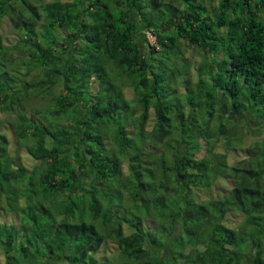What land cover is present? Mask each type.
Masks as SVG:
<instances>
[{
  "label": "trees",
  "instance_id": "obj_1",
  "mask_svg": "<svg viewBox=\"0 0 264 264\" xmlns=\"http://www.w3.org/2000/svg\"><path fill=\"white\" fill-rule=\"evenodd\" d=\"M5 17L0 264H264V0H0Z\"/></svg>",
  "mask_w": 264,
  "mask_h": 264
},
{
  "label": "rangeland",
  "instance_id": "obj_2",
  "mask_svg": "<svg viewBox=\"0 0 264 264\" xmlns=\"http://www.w3.org/2000/svg\"><path fill=\"white\" fill-rule=\"evenodd\" d=\"M2 20L3 21L1 22L0 30L3 33L5 38H7L8 40L12 41L14 37H13V34H12L10 19H9V17H5ZM146 36H147V38L149 39L150 42L154 41V37L151 35L150 32H147ZM186 56H188L193 62H197L200 59V52L197 51V50L191 49V47H188V50L186 52ZM196 82L197 81H194V83H196ZM124 92H125V95L128 98H132L133 99L136 96L134 90L131 87H128V86L124 87ZM227 116L230 117V119L233 122H238L236 125H234V127L241 129L240 132H242V135L244 136L243 144L245 146H247V145L248 146H253L257 142V139L259 140L262 137L260 132H256L253 129L251 131L248 130L249 132L246 133V128L243 127V126H245V122H244V124L242 125V128H241L239 123L243 122V120H242V118L244 117L243 114L228 112L226 114V116H225V120H224L225 122H226ZM12 120H13L12 119V115H9V114H7L5 112L0 113V127L1 128H5V132H7V127H9V122L12 121ZM251 120H252V122H257V120L255 118H253ZM149 123H150V126L153 123V114H152V112H151V118H150ZM8 137L10 138V140L12 139V135H11V133L9 131H8ZM214 140H216V138ZM10 143H11L10 144V150L14 149V152L19 154L18 159H19L20 163L25 164L28 167H31L32 164L35 163V160L30 155V153L28 152L27 148L23 144H20L19 142H12V141ZM216 143H217L216 146L221 147V145L218 142H216ZM201 153H203V151ZM226 154H227V160L231 164L235 160V158H238L237 156L240 153L235 151V150H233V148H231V150H228L226 152ZM127 171H128L127 164L124 162L123 165H122V173H123V175H127ZM215 184L216 185H213L212 188L209 191H207V189L206 190L204 189L203 190L204 193L202 194V196L208 195L211 192H213L215 194V193H217V190L221 194L228 187L227 181L225 182V181H222V180H217ZM0 214L4 215V216L8 215L5 212L4 209L2 210V208H0ZM158 225H159V223H158ZM115 247H116L115 244L105 245L104 248L102 249V252L104 254H107V255L115 254L116 253L115 252L116 251Z\"/></svg>",
  "mask_w": 264,
  "mask_h": 264
}]
</instances>
